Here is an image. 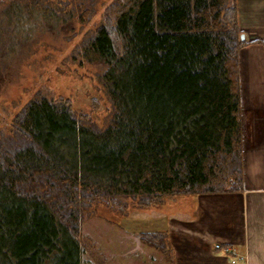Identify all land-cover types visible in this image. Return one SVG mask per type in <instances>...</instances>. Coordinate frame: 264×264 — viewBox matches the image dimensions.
<instances>
[{"label": "trees", "instance_id": "16d2710c", "mask_svg": "<svg viewBox=\"0 0 264 264\" xmlns=\"http://www.w3.org/2000/svg\"><path fill=\"white\" fill-rule=\"evenodd\" d=\"M74 4L78 22L95 15V0ZM236 13L235 0L108 6L105 23L78 49L81 64L100 70L112 107L107 125L40 92L9 134L0 131V264H83V219L97 217L106 202L150 209L168 197L241 190L238 63L246 42ZM73 16L50 0L7 3L0 73L37 24L71 25ZM168 241L165 232L141 234V243L173 261Z\"/></svg>", "mask_w": 264, "mask_h": 264}, {"label": "rangeland", "instance_id": "374dc122", "mask_svg": "<svg viewBox=\"0 0 264 264\" xmlns=\"http://www.w3.org/2000/svg\"><path fill=\"white\" fill-rule=\"evenodd\" d=\"M10 1L0 0V9ZM50 1L73 12L74 16L68 21L71 25L37 24L33 36L21 50L15 49L18 46L14 43L17 58L8 62L7 74L3 69L0 73V131L6 134L11 132L19 110L40 92L70 101L76 113L88 116L100 127L107 125L112 113L99 68L81 64L78 49L87 36L105 23L108 6L114 0H95L92 7L95 15L86 23L77 21L75 0ZM194 198L168 197L162 206L150 209H138L125 199L106 202L99 208L97 217L83 219L80 232L85 248L83 264H165V257L162 261L152 253L148 255V251L155 249L141 243V234L157 233L148 230L152 226L150 221L157 217L163 219L164 214L166 217L173 214L171 223L180 226L179 217L174 215L178 211H192ZM153 213L160 216L153 217Z\"/></svg>", "mask_w": 264, "mask_h": 264}, {"label": "crops", "instance_id": "0c3cea01", "mask_svg": "<svg viewBox=\"0 0 264 264\" xmlns=\"http://www.w3.org/2000/svg\"><path fill=\"white\" fill-rule=\"evenodd\" d=\"M235 2L246 42L238 63L244 182L233 194L195 197L192 211L174 215L180 226L171 223L173 214L161 219L153 213L157 218L148 230L167 232L173 250V261L165 264H232L237 257L235 264H264V0ZM218 244L232 247L235 254L225 255ZM148 253L164 261L160 252Z\"/></svg>", "mask_w": 264, "mask_h": 264}, {"label": "built area", "instance_id": "2783aa9c", "mask_svg": "<svg viewBox=\"0 0 264 264\" xmlns=\"http://www.w3.org/2000/svg\"><path fill=\"white\" fill-rule=\"evenodd\" d=\"M216 249L217 250H220L221 252H223L225 255L227 256H233L235 254L234 250L232 249V247L228 246V245H222V244H218L216 245ZM237 257V256H236ZM239 259L242 261L245 260L244 257L240 256ZM239 260H238V257L235 258L233 261H232V264H235L237 263ZM242 261V262H243ZM243 264V263H241Z\"/></svg>", "mask_w": 264, "mask_h": 264}, {"label": "water", "instance_id": "95a60500", "mask_svg": "<svg viewBox=\"0 0 264 264\" xmlns=\"http://www.w3.org/2000/svg\"><path fill=\"white\" fill-rule=\"evenodd\" d=\"M240 39L244 40V37L242 36V38H240Z\"/></svg>", "mask_w": 264, "mask_h": 264}]
</instances>
